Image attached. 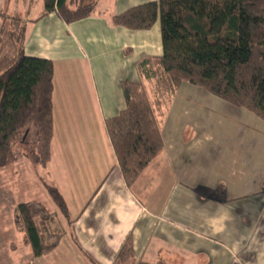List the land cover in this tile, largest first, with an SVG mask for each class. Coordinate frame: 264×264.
<instances>
[{"label":"crops","instance_id":"0c3cea01","mask_svg":"<svg viewBox=\"0 0 264 264\" xmlns=\"http://www.w3.org/2000/svg\"><path fill=\"white\" fill-rule=\"evenodd\" d=\"M121 1L124 0L119 4ZM32 2L0 0V10L24 22L25 55L52 62L53 136L50 160L43 170L65 200L72 224L58 216L55 207L51 212L36 202L55 214L49 225L54 231L50 232H60L62 236L52 251L39 258H34L24 244L29 251L28 264H115L129 235L134 263L162 260L166 264H264V154L257 160L256 154H250L251 149L249 153L243 150L242 142L248 136L225 137L223 123L217 122V139L209 128L195 132L192 141L182 144L181 128L178 142L170 147L165 135L170 125L165 124L164 152L131 189L123 182L104 122L124 109L119 83L127 76H138L137 60L161 55L155 25L150 31L136 32L115 27L111 23L115 15L105 17L97 12L98 5L87 19L67 25L54 13L40 19L44 2L35 10ZM202 97L204 102H210L213 96L203 92ZM232 109L225 113L245 111ZM217 118L223 120L222 115ZM234 122L235 128L247 126L250 136L248 124ZM190 125L194 131L206 129L195 119ZM206 134V139L212 138L207 143L215 145L216 153L207 159L206 170L194 177L187 172L181 151L197 147L200 136ZM221 137L226 141L222 142ZM249 139L256 148V137ZM228 144H237L239 149L233 150ZM167 165L173 183L170 178L161 181ZM35 178L41 183L36 172ZM31 179L30 176L27 181ZM167 182L168 198L172 194L170 202L161 196L162 184ZM197 190L202 195L194 196ZM15 233L20 232L15 229ZM64 236L72 245L65 258L58 252ZM12 244L11 251L16 252Z\"/></svg>","mask_w":264,"mask_h":264},{"label":"trees","instance_id":"16d2710c","mask_svg":"<svg viewBox=\"0 0 264 264\" xmlns=\"http://www.w3.org/2000/svg\"><path fill=\"white\" fill-rule=\"evenodd\" d=\"M43 2L40 19L54 13L67 25L87 19L98 5V0ZM157 22L161 55L137 60L141 81L119 83L124 109L104 122L128 189L164 152V119L183 84L247 111L264 125V0H157L111 18L113 26L134 32L150 31ZM24 43V22L0 10V170H11L23 158L34 169L50 160L53 65L27 57ZM38 180L58 214L71 225L58 189ZM16 211L22 240L34 258L57 246L62 234L49 231L55 214L39 204H22ZM129 262L134 263L131 235L114 260Z\"/></svg>","mask_w":264,"mask_h":264},{"label":"rangeland","instance_id":"374dc122","mask_svg":"<svg viewBox=\"0 0 264 264\" xmlns=\"http://www.w3.org/2000/svg\"><path fill=\"white\" fill-rule=\"evenodd\" d=\"M152 1L154 0H124L119 4V0H98L97 12H102L105 17L110 18L113 15H117L119 11L126 9L127 7H132L134 5L144 4ZM41 3L42 0H33V10H35V8H37ZM20 15H23V12H20ZM155 29H157L158 34H160L158 22L155 24ZM125 81L139 82L141 79L134 75L133 77L127 76ZM196 89L197 88H194L190 85L183 84L178 92L177 98L175 101L173 99L172 104L168 109L163 126H165V124L170 125L169 128L165 130V135L167 137V141L170 142V147L178 142V133L180 132L181 128L183 130L181 139L182 144L189 143L197 135L196 133H201V131H205L209 128H211L215 138L217 139L218 135L216 133L220 132L217 122H221L225 127V137H230L233 135L244 139L248 136V138L242 142L243 150L246 153H249L251 149L250 154H256L257 160H260L261 154H264V139L262 140L264 137V127L261 125V123H259L260 121L258 120V122L255 120L249 115L250 113H246L247 111L232 113L234 116L233 117L229 111L225 113L226 110H231V107L222 105L223 103L220 102L219 99L213 97H210V102H204V98L202 97L204 91L201 92L199 91L200 89ZM200 107L207 108L196 111ZM189 110H191V112ZM219 115H222L223 120L219 121L217 118ZM194 119L206 127V129L201 128L198 129L199 131H194L190 125ZM234 120L236 123L244 122L245 125L248 124L251 127L250 136L248 135L247 126H243L241 129L235 128ZM207 136L208 134L200 136L202 139L197 142V147L193 146L191 149L185 148L183 151H181L183 155L182 159H184L188 165L187 172L194 177H198L200 172L206 170L207 159L216 153L215 145L213 143H207L212 140V138L209 137V139H206ZM250 137H256L257 139V146L254 149L252 148V141L249 139ZM221 141L224 142L226 139L221 137ZM226 146H231V149L233 150L237 148L239 149L237 144H228ZM27 147L28 145L26 144L24 149L27 150ZM191 161L194 163H191ZM14 165L10 171L5 170L0 172V262L1 264H28L29 257H27V254L29 251L27 252L28 249L24 246L22 233H15V229L19 232V229L21 228L19 223L18 226L15 225L17 217L16 208L22 204L28 203L32 205L37 202L43 204L47 209H49V211H55V208L43 189L42 184L36 180L37 177L35 178V172L39 178L44 179L43 181L45 184L50 186H54L55 184L43 170V168L46 166L43 168L39 167L36 171H33L29 161L25 158L19 160L17 164L15 163ZM163 171H166L167 175L163 174L161 176V181L163 182L164 180H168V178H170L173 183L174 180L172 175L168 172L171 171L169 166L167 165L166 167H163ZM30 176L32 179L31 182H28L27 178ZM162 188V191L164 192H161V196L164 197V200L167 201L168 199L170 202L172 194L168 198L169 194L166 193L170 188V183L167 182L166 184H162ZM198 192L199 193H194V196L196 194L202 195L200 190ZM218 196H221V193H218ZM37 207L38 206H35L33 210H37ZM58 216L60 215L58 214ZM41 218H44V216ZM65 227L63 226L64 229H66ZM61 228H58L57 231H60ZM50 230L54 231L53 228L49 227V231ZM11 243H13L12 245L16 247V252L11 251ZM70 249L72 250V245L70 243L69 237L64 236L58 249L60 254L59 256L65 258V255L69 254ZM59 264H63V262L60 261Z\"/></svg>","mask_w":264,"mask_h":264}]
</instances>
